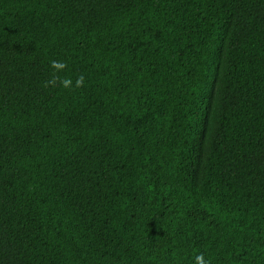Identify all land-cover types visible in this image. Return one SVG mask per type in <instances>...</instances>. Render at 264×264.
<instances>
[{"label":"trees","instance_id":"1","mask_svg":"<svg viewBox=\"0 0 264 264\" xmlns=\"http://www.w3.org/2000/svg\"><path fill=\"white\" fill-rule=\"evenodd\" d=\"M201 254L264 264V0H0V264Z\"/></svg>","mask_w":264,"mask_h":264},{"label":"clouds","instance_id":"2","mask_svg":"<svg viewBox=\"0 0 264 264\" xmlns=\"http://www.w3.org/2000/svg\"><path fill=\"white\" fill-rule=\"evenodd\" d=\"M67 67L66 62L54 60L50 62V68L53 70L50 79L44 82V87H55L59 84L62 88L71 89V88H81L84 84V76L80 75L76 78L75 84L70 77L65 76L61 78L56 73L63 71ZM196 264H209L208 261H205L203 254L196 256Z\"/></svg>","mask_w":264,"mask_h":264}]
</instances>
